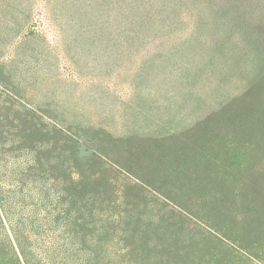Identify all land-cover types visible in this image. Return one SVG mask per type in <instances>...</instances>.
Here are the masks:
<instances>
[{"label":"trees","instance_id":"1","mask_svg":"<svg viewBox=\"0 0 264 264\" xmlns=\"http://www.w3.org/2000/svg\"><path fill=\"white\" fill-rule=\"evenodd\" d=\"M2 2L3 46L18 42L3 67L16 61L34 105L15 114L20 186L0 195L19 252L5 264H105L111 242L131 264H185L187 216L232 241L211 214L237 172L202 168L249 156L264 133V0ZM239 181L228 201L257 224L264 174Z\"/></svg>","mask_w":264,"mask_h":264},{"label":"rangeland","instance_id":"2","mask_svg":"<svg viewBox=\"0 0 264 264\" xmlns=\"http://www.w3.org/2000/svg\"><path fill=\"white\" fill-rule=\"evenodd\" d=\"M4 3L0 0V195L5 196L11 191L18 190L20 186V178L22 177V162L23 158H16V154L11 152V148L14 145V134H15V114L16 111L22 110L25 106L27 109L33 108L32 104V88L30 86V80L27 81V84H22L19 80L18 67H16V61L13 63L12 72L9 69V73L3 65L6 60L13 58L14 50L18 42H13L8 49H5L3 46V34H4V24L5 20L8 18L3 13ZM12 21V20H11ZM14 75V76H12ZM12 76V77H11ZM2 82V83H1ZM259 129V128H258ZM257 129L254 142L250 145L248 149L249 156L244 154H239L233 158V161L228 164L223 161L224 157L221 154H213L212 158L208 159L206 162L205 170L203 172L205 175L211 174H221L224 175V172L235 170L237 173H233L232 177H227L222 181L224 186L228 188V196L224 200L222 210L219 213L211 214V217L214 222L220 224L224 228H227L228 235L232 238V241H227L222 236H216L217 232L212 230L215 234L211 236L209 232L211 228L208 226H197L195 219L187 216V221L190 224L191 233L189 236L192 238L188 241L190 248L187 249V245L183 246V257L185 255L189 256V260L185 264H264V219L257 224L253 223V213L244 212L238 213L230 205L228 197L230 191L232 193L236 192L241 183L239 180L244 177V175H249L253 177L257 174H264V133ZM221 135L229 137L230 128L223 127L221 129ZM259 133V134H258ZM242 140V138H241ZM263 145L262 149H258V146ZM17 155H21L17 153ZM255 158L252 162H249L250 156ZM14 156V157H13ZM235 156V155H234ZM248 157V158H247ZM212 160V161H210ZM217 162V164H213ZM225 178V177H224ZM203 184H211L212 181L201 182ZM10 194V193H9ZM11 195H14L11 192ZM17 201H21V195L16 194ZM20 203V202H19ZM201 204V207L204 209L203 212L208 211L207 205ZM19 207V206H18ZM18 210L16 214L11 215V220L15 222L18 219ZM203 214V213H202ZM208 214V212H207ZM5 217L3 214V207L0 202V264H5V258L7 257V250H12V245H14V240L11 235L10 227L5 222ZM208 235L211 238V241H204L201 244L200 236ZM244 240L247 242L244 246L239 248L236 240ZM199 240V244L194 243ZM8 248V249H7ZM45 248L40 245L38 247V252L36 254H44ZM17 252L14 249L11 252ZM13 252V254H14ZM120 247L115 243L111 242L109 244L104 263L105 264H131L126 262L121 253ZM19 253V252H17ZM193 254V255H192ZM200 255L204 256L205 259L201 261L199 259ZM11 256V254H10ZM47 264H63V259L61 256H57L53 253H49L46 256ZM15 262L12 261V264ZM66 264H69L68 262Z\"/></svg>","mask_w":264,"mask_h":264}]
</instances>
